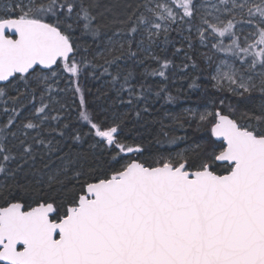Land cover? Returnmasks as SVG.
Returning a JSON list of instances; mask_svg holds the SVG:
<instances>
[{
    "label": "snow or ice",
    "instance_id": "obj_1",
    "mask_svg": "<svg viewBox=\"0 0 264 264\" xmlns=\"http://www.w3.org/2000/svg\"><path fill=\"white\" fill-rule=\"evenodd\" d=\"M102 29L114 30L97 51ZM193 30L212 53L201 54L212 87L237 103L166 113L203 132L178 152L128 143L122 126L149 111L141 103L177 99L145 82L173 66L153 47L172 44L178 70L196 69ZM129 61L157 67L133 83ZM82 77H107L128 110L99 118ZM85 138L89 149L73 151ZM0 176V195L21 192L0 204V264H264V0H134L123 13L100 0H0Z\"/></svg>",
    "mask_w": 264,
    "mask_h": 264
},
{
    "label": "trees",
    "instance_id": "obj_2",
    "mask_svg": "<svg viewBox=\"0 0 264 264\" xmlns=\"http://www.w3.org/2000/svg\"><path fill=\"white\" fill-rule=\"evenodd\" d=\"M100 2L106 6H109L116 13H123L124 6L127 3L134 2V0H100ZM108 18L111 19V14L108 15ZM111 30L114 29H102L101 36L98 44H92L91 37L87 38L88 43L92 44L93 49L99 51L104 47V41L106 37L104 32L107 31L108 34H111ZM187 34V33H186ZM172 37L175 39L176 34L172 33ZM161 37V41H162ZM193 43L195 45L190 55H193L194 59L198 64V68L192 69L191 67L185 72L181 73L176 65H181L183 62L184 53L178 55H173L174 46L172 44L164 45L163 43H158L153 47V51L161 56L162 58L167 57L173 60V66L168 70L169 79L163 81L160 77L148 76L145 81L147 84H151L155 90L156 86L164 83L167 85L168 93L172 96L177 97L175 102H169L164 98L156 99L153 96H150L149 102L147 105L141 103L140 107H148L149 111L143 113V117L137 119L135 114H131L130 119H126L124 125L122 126V131L120 133L121 137L127 139L128 143L134 144H143L150 151H155L161 146L156 143L157 139L164 141L163 149L165 151H172L173 153L178 152L189 144L198 142L203 136L202 131L197 130L196 123L191 122L189 126V121L186 118L184 120V128H179L177 125H174L171 120L166 116V113L180 114L183 113L185 109L189 108H203L206 106L211 107V101L213 98H216L215 106L219 107V97H228L225 99L224 111H227V106L229 103L236 104L237 98L230 97L228 93L221 92L217 93L216 90L212 87L211 69L204 62V57L201 55L204 49L199 46L198 37L193 34ZM175 47H181V44L175 43ZM184 51L188 52L187 45H183ZM161 49H164L163 51ZM123 66V62H122ZM128 66L133 68L135 73V79L133 83H139L140 80L144 79L141 75L145 71V67L151 68L157 67L154 61H147L145 65H135L133 66L132 62H128ZM115 71V69H113ZM196 78V84L198 87L189 88V84L192 83V79ZM108 78L105 77L101 80H94L91 78H81V85L85 90V95L87 100L90 102V107L94 108L99 113V118L103 119L105 115L111 116L112 112L123 113L128 110L127 104H120L119 102L113 104V99L116 96V93L110 90V87L105 83ZM90 90V91H89ZM106 93L107 99H105L101 94ZM255 100L253 103L249 104L250 108H254L260 104L259 94L253 93ZM97 97H100L97 99ZM123 98L127 99V94H123ZM63 100L67 101L70 108L75 107L78 104V99L73 98L71 94L64 96ZM103 108H108V112L105 113L102 111ZM75 113H73V118ZM163 119L164 127L160 121ZM163 128V131H162ZM164 132H168V136H164ZM173 136H186L187 140L177 141L175 144H168V140ZM58 138V137H57ZM65 143H71L66 141ZM90 141L88 138H85V141L77 145L73 151H87L89 149ZM65 152L69 151L68 148L64 149ZM147 155V153L145 154ZM143 159V157H141ZM150 162V161H149ZM42 164H38L37 167H42ZM55 167V165H53ZM3 176H0V181H3ZM17 179L21 183H29L32 185V190H35V178L29 173L25 177L24 173H20L17 176ZM46 179V177H45ZM59 189V185H56ZM11 194L13 197L21 196V192L12 187L11 189L5 191L3 195H0V204L4 202V196ZM31 197H25L21 202L28 204L31 201ZM34 206V205H33Z\"/></svg>",
    "mask_w": 264,
    "mask_h": 264
},
{
    "label": "rangeland",
    "instance_id": "obj_3",
    "mask_svg": "<svg viewBox=\"0 0 264 264\" xmlns=\"http://www.w3.org/2000/svg\"><path fill=\"white\" fill-rule=\"evenodd\" d=\"M193 34H195V30H193ZM195 35H196V34H195ZM227 42H228V41H227V39H226V40H225V43H227ZM199 46H201L200 43H199ZM201 47H202V46H201ZM202 48H203L204 51H205V52H203V53H208L209 55L212 54L209 48H204V47H202ZM216 56L222 57L223 54H221V53H217ZM214 59H215V57H214ZM207 66H208V65H207ZM210 69H211V74H212V72L214 71V66H213V67H210ZM61 86L63 87L64 85H61ZM63 97H64V95L61 94V98H63ZM206 107H209V106H206ZM206 107H203V108H189V109H193V110H196V111L200 112V111H204ZM225 112H226V111H225Z\"/></svg>",
    "mask_w": 264,
    "mask_h": 264
},
{
    "label": "water",
    "instance_id": "obj_4",
    "mask_svg": "<svg viewBox=\"0 0 264 264\" xmlns=\"http://www.w3.org/2000/svg\"><path fill=\"white\" fill-rule=\"evenodd\" d=\"M19 247V246H18Z\"/></svg>",
    "mask_w": 264,
    "mask_h": 264
}]
</instances>
